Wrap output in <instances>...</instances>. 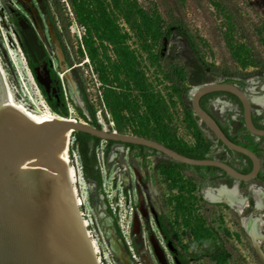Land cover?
<instances>
[{"label": "rangeland", "instance_id": "374dc122", "mask_svg": "<svg viewBox=\"0 0 264 264\" xmlns=\"http://www.w3.org/2000/svg\"><path fill=\"white\" fill-rule=\"evenodd\" d=\"M102 1L106 4L109 0ZM135 1L140 8L156 12L166 32L165 38L153 44L152 52L157 56L153 65L142 51L141 42L135 32L119 16L117 25L121 34L126 36V44L137 57L141 70L148 82L152 83L153 90L165 99L168 95L172 96V102L175 104L171 106L173 122L179 141L188 146L194 144L186 127L183 105L190 106L191 94L199 87L210 83L235 85L240 82L244 84L242 91L249 97L263 95L264 0ZM29 4L20 0H0V64L7 75L15 100L22 103L29 112H36L35 106L23 94V85L28 86L25 73L28 72L30 76L31 74L19 39L22 30H31L44 48L46 58L57 77V99H53L56 113L50 110L40 92L39 99L34 92L35 88L28 86L39 110L46 105L52 114L65 119L73 117L82 122L88 121L89 118L93 125L99 127L101 126L97 117H101L105 123L103 129L115 131L112 117L103 102L102 88L97 76L86 54L80 53V49H83L81 41L84 31L76 25L69 0H31ZM176 23L178 26L172 27ZM230 23L235 29L233 40L243 46L252 57V67L244 68L232 58L225 39ZM65 24H70L68 31L64 29ZM190 39L198 46L208 67L198 60L189 44ZM107 54L114 60L111 49H107ZM175 65L184 70V81L180 84L184 90L181 97L171 93L170 84L166 79L174 73ZM209 66H213L214 70ZM69 79L77 88L79 102L70 95ZM121 80L125 78L122 76ZM119 90L127 96L131 94L133 98L138 97L137 93L125 87ZM253 90L256 94H253ZM81 91L93 108L91 115L82 102ZM216 100L226 102L231 107L215 104ZM207 107L209 112L231 131L232 136H237L241 145L258 151L262 166L261 176L264 177V139L258 140L246 132L239 105L223 96L210 99ZM253 111L254 116L260 118L259 123L264 124V110L253 108ZM82 114L85 117H82ZM201 129L214 140L204 126ZM126 131H129V127ZM125 135L133 136L130 132ZM72 142L73 139L69 142V150ZM105 147L106 144L101 142L96 152L103 180L102 195L96 194L94 185L82 179L77 154L71 153V158L68 154V164L82 180L75 188L83 203L80 207L82 219L91 241L95 243L100 264H180L177 255L184 256L188 264H216L212 256L219 252L227 256L226 264H263L242 230L240 217L234 209L222 203H211L203 197V191L206 189L217 190L220 186H226L235 187L243 197L251 200L250 188L261 187V181L251 184L238 183L225 176L220 180L208 182L212 174L193 168L176 173V178L180 179L182 186L190 183L196 188L191 194L183 193V196L189 199V210L202 221L210 234L204 245L196 246L190 230L182 225L174 202L170 201L178 196L179 192L173 189L172 183L162 175V164L170 161L159 154L147 152V157L143 160L137 151H128L119 146L111 147L110 155L105 161ZM211 156L229 162L236 169L245 164L239 158H229L225 151L216 147ZM107 209L111 210L112 216L108 215ZM251 213H255L252 208L246 210L245 215ZM160 215L165 216L171 224L175 234L172 241H165L159 231L157 218ZM115 223L122 239L116 235ZM156 247L163 261L159 259ZM260 250L264 257V242ZM116 253L122 256L123 262L116 257ZM197 256L200 257L197 259Z\"/></svg>", "mask_w": 264, "mask_h": 264}, {"label": "water", "instance_id": "95a60500", "mask_svg": "<svg viewBox=\"0 0 264 264\" xmlns=\"http://www.w3.org/2000/svg\"><path fill=\"white\" fill-rule=\"evenodd\" d=\"M21 37L31 56H42L31 30L23 32ZM3 81L0 71V264H100L82 219L76 188L66 173L68 144L74 133L86 134L104 143L142 147L190 168L217 169L238 183L260 182L261 158L252 150L232 143L215 118L200 105L201 99L208 95L233 96L240 104L246 132L258 140L264 139V130L254 125L250 97L235 85L210 83L199 87L191 94L190 110L216 144L251 162L248 174H241L218 159L192 160L157 142L97 129L80 121L34 120L11 103ZM37 81L48 87L40 76ZM259 188L264 190V185ZM222 196L240 204L234 209L228 201L218 202L232 207L240 221L249 217L258 221L259 230L254 239L246 236L254 242V250L264 264L260 250L264 242V210L256 209L247 217L242 200L225 192ZM203 197L206 199L204 194ZM245 202L248 204L250 199L246 198Z\"/></svg>", "mask_w": 264, "mask_h": 264}, {"label": "trees", "instance_id": "16d2710c", "mask_svg": "<svg viewBox=\"0 0 264 264\" xmlns=\"http://www.w3.org/2000/svg\"><path fill=\"white\" fill-rule=\"evenodd\" d=\"M108 2L110 3L107 4ZM108 2L105 4L102 0H69V6L74 15L76 25L84 31L81 41L83 49H80V53H82V55L83 53L86 54L94 74L97 76L102 88L103 102L106 110L112 117L115 131L122 135H125L126 132H130V134L135 137L157 142L177 154L192 160L215 159L211 156L213 149L215 147L221 149L222 146L221 144H216L214 140L205 134L198 125V122L194 119L190 106L186 107L183 105V112L187 130L190 132L194 144L188 146L177 139L171 109V106H175L172 102V96L168 95V100H166L167 98L165 99L162 95L153 90L152 83L148 82L145 73L141 70L137 57L126 44V36L121 34L120 28L117 25V17L119 16L129 28L135 32L137 38L141 42L142 51L147 55L150 64L153 65L157 60V56L152 52L153 44L160 42L162 38H165L166 34L161 25L160 16L156 12L140 8L135 0H109ZM109 9H111V11H109ZM69 25L70 24L64 25L65 31H68ZM177 26L178 24L176 23L172 27ZM234 30L233 24L230 23L225 33L228 50L232 58L244 68L252 67V57L248 55L243 46L238 45L233 40ZM188 41L198 60L208 67L195 42L191 39ZM149 42L152 44H148ZM21 43L23 54L27 60H30V55L25 44H23L22 41ZM107 49H111L114 60L108 56ZM63 51L66 52L65 49ZM211 68L214 70L213 66ZM29 70L35 78L31 66H29ZM173 70L174 73L172 72L166 79L170 84L171 93L181 97L180 95L184 90H182L180 84L184 81V70L176 65ZM122 76L125 80H121ZM36 83L48 107L56 113L54 101L51 99L50 94H46L43 87L38 84L37 81ZM52 84V87L55 88L57 84L56 75L53 77ZM235 86H238L241 90L244 88V84L240 82H236ZM121 87H125L131 92L137 93L138 97L133 98V96H130L131 94L129 96L125 95L120 92L119 88ZM223 96L235 101L240 107L236 98L224 93L205 96L201 99L200 105L204 111L210 114L206 109L207 102L210 99ZM81 98L86 111L89 115L93 114V108L89 105L83 91H81ZM82 117L85 116L82 114ZM259 120L260 118L257 119L255 116L253 117L255 127L259 130H264V128L262 129L258 126L257 122L259 123ZM90 125L97 129H101L98 125H93L92 122ZM128 127L129 131H126ZM221 129L232 143L241 145L237 140V136H232L228 128L221 127ZM71 139H73V142L69 150L70 158L71 153L74 152L77 154L83 180L93 184L95 193L102 195L103 180L101 171L98 167V154H96L101 141L82 133H74ZM105 144L106 147L103 150L105 161H107L110 155V149L113 146L123 147L128 151H137L143 160L147 157L146 152L153 155L157 154L156 152L137 146L120 145L113 142H107ZM241 146L248 149L246 145ZM222 150L225 151L229 158H239L245 162L242 168H235L238 172L241 174H248L251 171L252 165L247 158L226 151L223 148ZM253 152L257 155L258 151L254 150ZM225 163L232 166L229 162ZM162 166L164 167L162 175L166 177L167 181L172 183V188L179 192L178 196L172 198L170 201L174 202L176 213L181 219L182 225L190 230L191 237L194 239L196 246L204 245L210 237V234L204 228L202 221L193 215L191 209L189 210L187 206L189 204V199L183 196V193L191 194L196 188L190 183H187L186 186H182L179 183L180 179L176 178V173L187 171L190 167L179 165L172 161L162 164ZM193 169L196 171L205 170L207 174H212L208 182L217 181L225 177V174L217 169ZM259 180L264 182V177L259 175ZM107 213L112 216L110 209H107ZM157 220L159 231L165 241H172L175 234L167 218L160 215ZM114 225L116 228L115 231L117 232L116 235L119 239H122L119 228L116 223ZM199 257L200 256H197L196 258L198 259ZM212 257L216 264H226L228 259L225 254H220V252ZM176 258L180 264H188L184 256L177 255Z\"/></svg>", "mask_w": 264, "mask_h": 264}, {"label": "bare ground", "instance_id": "6f19581e", "mask_svg": "<svg viewBox=\"0 0 264 264\" xmlns=\"http://www.w3.org/2000/svg\"><path fill=\"white\" fill-rule=\"evenodd\" d=\"M22 3H25V4H28L30 5L29 3L31 2V0H20ZM37 33V32H36ZM11 56V55H10ZM21 61L23 62V59L21 58ZM23 66H24V62H23ZM26 70V68H25ZM63 70L65 71L66 73V69L63 67ZM0 71L2 73V76H3V79H4V85H5V88H6V91L8 93V96H9V99L11 101L12 104L16 105L20 110L24 111L25 113L29 114L34 120H44V119H49V120H73V121H77L76 119H73V117L71 118H62L58 115H55V114H52L50 112V110L48 109V107L46 105L42 106V110H39V107L36 105V102L33 101V96H32V93L30 92V90L28 89V86H31V87H34L35 89V93L38 95L39 99L41 98L40 95H39V91L36 89L35 85L33 84V81H32V78L31 76L29 75L28 72L25 73V76H27V82H28V86L27 84H24L23 85V94L25 96L26 99H29L30 103L35 106L36 108V112H29L27 109H25V106L22 104V103H19L15 100V97L13 95V92L11 90V87L9 86L8 84V81H7V75L6 73L4 72L3 68L1 67V64H0ZM68 84H69V87H70V95L71 97H73L74 99L76 98V100L79 102V98H78V92H77V88L73 85V82L70 81V79L68 80ZM253 94H256L254 93V90H253ZM251 99V102H252V105L254 108H258L259 110H264V89H263V95L259 96V97H250ZM81 103V101H80ZM218 104H222V106L224 107H231V105H229L228 103L226 102H222V101H218L217 102ZM43 104V102H42ZM82 104V103H81ZM71 114H73V111H71ZM98 119V124L102 127V128H105V123L104 121L102 120V118L100 117H97ZM67 159V158H66ZM66 163L68 164L69 163V160H66ZM66 173H67V176L68 178L71 179V181L73 182L74 186L80 182V184L82 183V180L81 178L78 176V174L70 167V165L68 164L67 165V169H66ZM222 192H225L229 195H233L235 197H237L238 199L242 200L244 204H242L243 206H246L245 209L248 210V209H251L252 210H264V191L260 188H257V187H254L252 186L250 188V192L252 194V199L250 200V202L247 204L246 201V198L243 197L238 191L237 189L234 187V188H228L226 186H223L220 190H214V189H206L203 191V194L205 195V198L207 201L211 202V203H218V202H222V201H228L224 198V196H222ZM76 195H77V192H76ZM77 198H78V195H77ZM223 199V200H222ZM78 201L80 202L81 206L83 205L82 203V200H80L78 198ZM228 203L235 209L236 206H240V204H237V203H233V202H229ZM245 210V212H246ZM244 212V213H245ZM248 217V216H247ZM239 224L242 228V230L245 232V234H248L250 238H253L255 237V234L256 232L259 230V223L257 220H253V218L249 217V218H246L244 220H241L239 219ZM242 224V225H241ZM259 233V232H258ZM261 236H262V233H261ZM248 237V240L250 241L252 247H253V243L251 241V239ZM264 238V237H263ZM94 246H95V243H94ZM96 247V246H95ZM254 249V247H253ZM156 250H157V255L159 257V259L161 261L162 258H161V255L156 247ZM255 251V250H254ZM256 252V251H255ZM116 257L121 260L123 262V258L122 256L118 255V253H116Z\"/></svg>", "mask_w": 264, "mask_h": 264}, {"label": "flooded vegetation", "instance_id": "af4514ba", "mask_svg": "<svg viewBox=\"0 0 264 264\" xmlns=\"http://www.w3.org/2000/svg\"><path fill=\"white\" fill-rule=\"evenodd\" d=\"M25 31H27V30H22V32L19 34L20 40L22 42H23V40H22L21 35ZM32 33L34 35V32H32ZM35 38H36V36H35ZM36 40H37V45H38V47L40 48V50L42 52V56L41 57H38L37 55L31 56L29 54L30 55V60H28V62H29L28 66H27L28 70H29V66H31L32 69H33V73H34L35 78L33 77V75L30 72V70H29V72L31 74L32 81H33V84L35 85L36 89L40 92V90L38 89L37 83H36L38 76H40L42 79H44L46 81V83L48 85V87L42 86L43 89L45 90L46 94H50V97H51L52 100L53 99H57L56 92H55L56 88L52 87L53 86V84H52L53 83V77H54L55 73L52 70V67H51L48 59L46 58V54H45L44 48L42 47L41 44H39L38 38H36ZM23 44H24V42H23ZM53 91L55 92V94H53ZM40 94H41V92H40ZM257 124H258V126H260V128H262V129L264 128V124H261V123L259 124L258 122H257ZM261 182H262V185H264V182L263 181H261Z\"/></svg>", "mask_w": 264, "mask_h": 264}, {"label": "built area", "instance_id": "2783aa9c", "mask_svg": "<svg viewBox=\"0 0 264 264\" xmlns=\"http://www.w3.org/2000/svg\"><path fill=\"white\" fill-rule=\"evenodd\" d=\"M53 94H55V92L53 91ZM215 104H218V103H216L215 102ZM101 118V117H100ZM88 119V121H86V122H83V123H87V124H89L90 125V123H91V121H90V119L89 118H87ZM103 120V119H102ZM80 122H82V121H80ZM112 132H115L114 130L112 131ZM69 145V144H68ZM69 147V146H68ZM68 159H69V157H68Z\"/></svg>", "mask_w": 264, "mask_h": 264}, {"label": "crops", "instance_id": "0c3cea01", "mask_svg": "<svg viewBox=\"0 0 264 264\" xmlns=\"http://www.w3.org/2000/svg\"><path fill=\"white\" fill-rule=\"evenodd\" d=\"M206 109L208 110V107L206 106ZM209 111V110H208ZM211 114V113H210ZM212 115V114H211ZM213 116V115H212ZM214 117V116H213ZM215 118V117H214ZM216 119V118H215ZM216 121L219 123V125L223 128H226L223 124H221L217 119ZM229 133L231 134V131H229Z\"/></svg>", "mask_w": 264, "mask_h": 264}]
</instances>
